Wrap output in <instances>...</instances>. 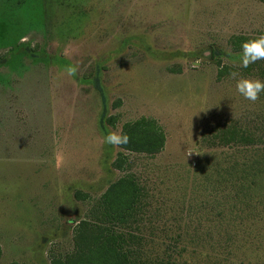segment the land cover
I'll return each instance as SVG.
<instances>
[{
  "label": "rangeland",
  "instance_id": "obj_1",
  "mask_svg": "<svg viewBox=\"0 0 264 264\" xmlns=\"http://www.w3.org/2000/svg\"><path fill=\"white\" fill-rule=\"evenodd\" d=\"M262 34L264 0H0V264L111 227L97 206L126 176L142 197L114 229L141 259L264 264V93L229 77L264 81V60L240 63ZM142 119L159 153L105 142Z\"/></svg>",
  "mask_w": 264,
  "mask_h": 264
},
{
  "label": "trees",
  "instance_id": "obj_2",
  "mask_svg": "<svg viewBox=\"0 0 264 264\" xmlns=\"http://www.w3.org/2000/svg\"><path fill=\"white\" fill-rule=\"evenodd\" d=\"M122 133L127 134L128 142L119 146L127 152L155 155L164 147V134L151 121L126 123ZM141 197L142 190L133 176L113 182L97 206L100 221L111 227L81 221L74 237V251L64 259H53L51 264H175L141 259L138 252L131 249L135 237L114 229L134 220Z\"/></svg>",
  "mask_w": 264,
  "mask_h": 264
},
{
  "label": "clouds",
  "instance_id": "obj_3",
  "mask_svg": "<svg viewBox=\"0 0 264 264\" xmlns=\"http://www.w3.org/2000/svg\"><path fill=\"white\" fill-rule=\"evenodd\" d=\"M241 57L240 63L242 67H247L250 63L258 60H264V34L258 38L248 41H243L240 45ZM73 69H69V74ZM229 77L235 80V91L245 100L255 102L261 93H264V81L259 79H248L239 76L238 73H229ZM104 140L108 144L120 145L128 142L126 133L116 134L109 132Z\"/></svg>",
  "mask_w": 264,
  "mask_h": 264
}]
</instances>
